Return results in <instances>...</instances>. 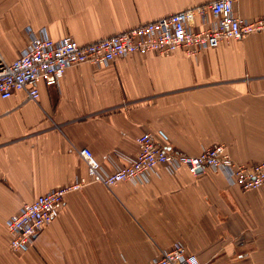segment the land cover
Masks as SVG:
<instances>
[{"label": "crops", "instance_id": "1", "mask_svg": "<svg viewBox=\"0 0 264 264\" xmlns=\"http://www.w3.org/2000/svg\"><path fill=\"white\" fill-rule=\"evenodd\" d=\"M208 1L0 0V54L17 58L30 29L85 44ZM234 12L264 15V0H235ZM37 87L36 102L22 91L0 99V264H145L178 242L200 264H264V184L243 191L218 170L159 165L148 182L69 191L25 252L9 249L5 224L38 195L86 176L81 149L110 171L136 155L146 132L163 133L158 143L177 153L225 144L238 163L264 160V31L194 56L71 66Z\"/></svg>", "mask_w": 264, "mask_h": 264}, {"label": "built area", "instance_id": "2", "mask_svg": "<svg viewBox=\"0 0 264 264\" xmlns=\"http://www.w3.org/2000/svg\"><path fill=\"white\" fill-rule=\"evenodd\" d=\"M234 2L210 0L85 44L78 43L70 35L54 40L44 28L30 29L29 41L17 58L7 62L0 54V99L22 91L26 101L36 102L39 99L37 84L40 81L47 85L56 84L71 66L88 63L101 67L118 57L133 54L146 57L151 52L169 55L175 50L194 56L221 43L264 31V15L242 18L234 12ZM158 134L146 132L136 137V155L131 158L122 156L124 163L120 164L109 158V162H114L110 171L104 169L89 149L78 151L87 166V175L38 195L10 215L5 223L9 249L16 253L27 251L36 236L58 215L65 194L91 182H99L107 188L122 181L148 182L156 167L161 165L169 173L180 168L192 175L218 170L230 185L243 191L264 184V160L254 164L238 163L231 158L225 144H214L196 155L177 153L159 144L157 138L166 137L163 133ZM145 264L200 263L196 255L178 242L162 249L157 257Z\"/></svg>", "mask_w": 264, "mask_h": 264}]
</instances>
